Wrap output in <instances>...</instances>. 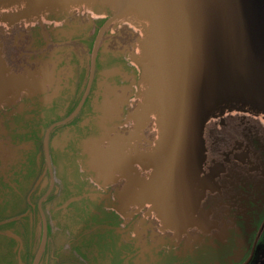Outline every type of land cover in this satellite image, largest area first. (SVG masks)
<instances>
[{"label": "flooded vegetation", "instance_id": "1", "mask_svg": "<svg viewBox=\"0 0 264 264\" xmlns=\"http://www.w3.org/2000/svg\"><path fill=\"white\" fill-rule=\"evenodd\" d=\"M91 18L62 34L1 31L24 83L0 98V264H264V131L252 148L236 120L211 126L200 175L214 182L200 186L198 219L181 232L144 184L138 203L120 201L124 167L104 177L87 165L91 140L107 149L125 137V155L142 159L156 139L154 118L138 131L128 120L144 89L130 60L138 33L127 19Z\"/></svg>", "mask_w": 264, "mask_h": 264}, {"label": "water", "instance_id": "2", "mask_svg": "<svg viewBox=\"0 0 264 264\" xmlns=\"http://www.w3.org/2000/svg\"><path fill=\"white\" fill-rule=\"evenodd\" d=\"M83 9L92 20L127 19L138 33L130 60L144 89L128 120L138 131L154 118L156 131L142 159L131 151L125 155L133 148L125 137H114L107 149L91 140L87 165L104 177L124 167L120 201L138 203L144 184L164 224L181 232L198 219L200 186L214 182L212 174L200 175L211 126L222 128L243 115L264 131V0H0V34H62L73 13ZM3 50L0 40L1 99L24 83L11 74ZM109 98L103 103L105 121L112 112ZM108 128L100 126L105 138ZM143 163L151 171L148 181L139 178Z\"/></svg>", "mask_w": 264, "mask_h": 264}, {"label": "bare ground", "instance_id": "3", "mask_svg": "<svg viewBox=\"0 0 264 264\" xmlns=\"http://www.w3.org/2000/svg\"><path fill=\"white\" fill-rule=\"evenodd\" d=\"M83 16H86L90 18L91 13L88 10H82L81 13L78 14V10L73 13V16L70 18V20H75L78 24L77 26L84 25V20L82 19ZM85 26V25H84ZM250 116H243L239 115L237 118L241 120H237V122L241 125V128L245 130V133H247L251 137V142L255 139L259 138L261 133L263 132L261 127L257 124L256 121L249 118ZM261 120L264 121V119L261 118ZM229 123V122H228ZM227 123V124H228ZM225 124V125H227ZM252 148H256L257 144L255 142L251 143Z\"/></svg>", "mask_w": 264, "mask_h": 264}]
</instances>
